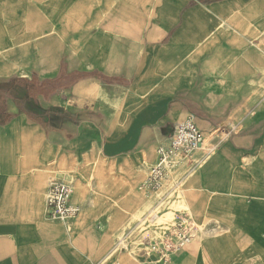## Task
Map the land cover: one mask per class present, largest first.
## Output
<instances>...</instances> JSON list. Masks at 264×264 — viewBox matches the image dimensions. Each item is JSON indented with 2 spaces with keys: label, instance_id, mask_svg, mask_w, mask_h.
<instances>
[{
  "label": "crops",
  "instance_id": "1",
  "mask_svg": "<svg viewBox=\"0 0 264 264\" xmlns=\"http://www.w3.org/2000/svg\"><path fill=\"white\" fill-rule=\"evenodd\" d=\"M189 117L206 157L175 222L199 233L163 261L135 234ZM0 264H264V0H0Z\"/></svg>",
  "mask_w": 264,
  "mask_h": 264
},
{
  "label": "built area",
  "instance_id": "2",
  "mask_svg": "<svg viewBox=\"0 0 264 264\" xmlns=\"http://www.w3.org/2000/svg\"><path fill=\"white\" fill-rule=\"evenodd\" d=\"M204 144L205 135L192 117L180 122L172 138L157 148V162L151 167L144 188L155 194L168 190L167 196L175 195L185 178L204 161L206 156L197 155ZM182 168H186L187 172L176 178ZM73 195L71 180L57 179L52 182L46 198V212L51 221L72 224L78 218L80 210L72 203ZM198 233L199 227L193 219L188 214H182L160 239L153 242L151 249L166 261L190 246Z\"/></svg>",
  "mask_w": 264,
  "mask_h": 264
},
{
  "label": "rangeland",
  "instance_id": "3",
  "mask_svg": "<svg viewBox=\"0 0 264 264\" xmlns=\"http://www.w3.org/2000/svg\"><path fill=\"white\" fill-rule=\"evenodd\" d=\"M167 192L168 190L156 194L157 203L163 204L152 214V217L158 216V218H154L155 222L142 225L138 233L135 234L143 236L144 239H140L141 242L152 244L155 240L160 239L164 232L175 223V214L179 211H188L184 204L182 189L170 197L167 196Z\"/></svg>",
  "mask_w": 264,
  "mask_h": 264
},
{
  "label": "bare ground",
  "instance_id": "4",
  "mask_svg": "<svg viewBox=\"0 0 264 264\" xmlns=\"http://www.w3.org/2000/svg\"><path fill=\"white\" fill-rule=\"evenodd\" d=\"M159 204H160V206H159V207H161L163 203H159ZM155 217H157V215H156V216H154L153 218H151V221H152V222H155V220H154V218H155Z\"/></svg>",
  "mask_w": 264,
  "mask_h": 264
}]
</instances>
